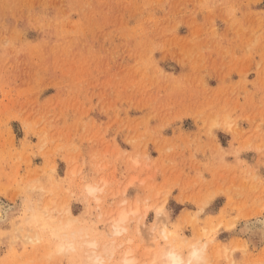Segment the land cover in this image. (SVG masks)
<instances>
[{"label":"rangeland","instance_id":"rangeland-1","mask_svg":"<svg viewBox=\"0 0 264 264\" xmlns=\"http://www.w3.org/2000/svg\"><path fill=\"white\" fill-rule=\"evenodd\" d=\"M0 201V264H264V0H0Z\"/></svg>","mask_w":264,"mask_h":264},{"label":"bare ground","instance_id":"bare-ground-1","mask_svg":"<svg viewBox=\"0 0 264 264\" xmlns=\"http://www.w3.org/2000/svg\"><path fill=\"white\" fill-rule=\"evenodd\" d=\"M85 188L89 193L94 192V188L88 184H85ZM7 209H9L8 206L0 201V220H3L5 218ZM159 211L163 212L162 207ZM63 212L65 213L64 217L66 218H64L65 220L63 219L64 221L59 223V229L57 230V233L55 235L57 239V247L54 250L56 252L70 247L77 236L76 232L71 228L74 218L71 216L70 210L66 207ZM126 216L127 213L124 210H120L117 213V217L115 219L110 218V220L113 222L112 225L115 231H120L119 227L121 226V223L126 219ZM67 228L70 229V234L64 233V230ZM161 233L164 237H166V235H168L170 231H167L165 228H163L161 230ZM83 243L92 248L91 250L86 252V255L84 257V262L86 264H106L107 257L111 256L115 251V246L112 242L105 244L102 251H97V244L93 240H84ZM48 253L49 252H47V254ZM148 253L149 251L146 250L145 255H148ZM204 258V252L200 247L192 245L191 247L187 248L186 251H184L179 248V245L171 243L168 246H165L163 249H160L156 253H153L149 261H143L139 264H205ZM116 264H137L136 258L133 255V249L129 246L123 249V251L120 252V256L117 259Z\"/></svg>","mask_w":264,"mask_h":264}]
</instances>
